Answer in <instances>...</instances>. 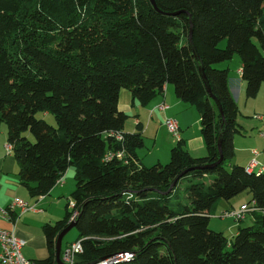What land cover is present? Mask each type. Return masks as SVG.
I'll return each instance as SVG.
<instances>
[{"label":"trees","instance_id":"trees-1","mask_svg":"<svg viewBox=\"0 0 264 264\" xmlns=\"http://www.w3.org/2000/svg\"><path fill=\"white\" fill-rule=\"evenodd\" d=\"M234 55L252 98L264 82V0H0V128L20 183L37 196L69 168L75 181L72 209L42 225L49 256L37 264H57L55 241L73 212L82 263L130 252L112 264H264V166L230 165L243 126L230 66L216 65ZM166 84L197 111L206 154L193 157L179 139L166 164L146 165L141 127L124 132L119 92L146 105ZM244 191L253 222L228 241L209 228L210 214Z\"/></svg>","mask_w":264,"mask_h":264},{"label":"crops","instance_id":"crops-1","mask_svg":"<svg viewBox=\"0 0 264 264\" xmlns=\"http://www.w3.org/2000/svg\"><path fill=\"white\" fill-rule=\"evenodd\" d=\"M239 67L240 63L237 64L235 72L228 73L229 89L238 108L237 121L243 126L242 133H235L233 136L234 156L230 165L234 163L246 166L252 157H255L256 171L264 166V82L254 97L246 98L245 82L238 73ZM161 103L167 106L163 110L157 107ZM118 109L126 113L129 119H133L132 123H128V131L134 132L137 126L141 127L144 144L136 150V154L144 164L151 165L168 160L171 147L179 139L184 142V148L193 157L205 155L199 115L192 105L182 102L175 96L172 85L166 84L162 93L157 94L146 105L132 100L130 92L122 88L118 97ZM242 111L249 116H244ZM165 117L177 120L179 138L167 131L163 124ZM6 143L7 131L0 128V206L5 207L15 198H19L25 200L32 209L21 211L16 207L9 218L0 217V227L14 232L25 241L22 254L26 258L41 261L49 256L42 225L54 224L63 217L67 203L71 202L70 194L75 187L73 172L71 168L67 169L61 183H56L45 195L33 196L28 188L20 183L17 162L12 149L5 148ZM252 149L257 150L255 156ZM236 200L235 198L234 204L229 203L224 207H237L246 202L240 201L236 204ZM68 243L70 242L62 239L61 249Z\"/></svg>","mask_w":264,"mask_h":264},{"label":"built area","instance_id":"built-area-1","mask_svg":"<svg viewBox=\"0 0 264 264\" xmlns=\"http://www.w3.org/2000/svg\"><path fill=\"white\" fill-rule=\"evenodd\" d=\"M158 109L163 110L167 106L164 103L159 104ZM167 131H169L173 136L179 138V125L176 119L172 117H165L163 122ZM116 139H121L120 135H116ZM5 148L10 150L12 146L10 143L5 144ZM252 154L255 156L257 154L256 149H252ZM120 155L118 153L116 156ZM114 157V153L108 152L105 155V159H110ZM257 167V161L255 157H252L249 164L246 165V171L251 172ZM62 180L59 178L56 180V183H61ZM73 203L70 202L69 209H72ZM18 207L21 211H25L29 207L27 202L23 199L15 198L7 206H0V217L9 218L11 213L14 212V209ZM254 201L250 204H241L239 207L226 209L222 211L223 216H230L237 221L244 219L247 213L253 211ZM76 212H73L69 222L74 220ZM25 245V241L18 237L14 232L0 227V264H37L35 260L28 259L22 254V248ZM83 252L82 244L80 240H75L66 245L65 248L61 249L60 259L62 264H112L118 263L124 260H127L131 257L130 252L116 253L109 257L96 260L89 263H79L75 261L76 256L80 255Z\"/></svg>","mask_w":264,"mask_h":264},{"label":"rangeland","instance_id":"rangeland-1","mask_svg":"<svg viewBox=\"0 0 264 264\" xmlns=\"http://www.w3.org/2000/svg\"><path fill=\"white\" fill-rule=\"evenodd\" d=\"M226 42H227V40L220 41L218 44V47L223 48L226 45ZM238 63H239V56L234 55L231 60L218 63L216 66L222 67L223 65L228 64V65H230V72H235ZM237 82H238V80H237ZM244 89H245V86H244ZM244 94H245V92H244ZM234 100H235V98H234ZM241 106H243L242 100H241ZM242 114L244 116H249V114L245 113L244 111H242ZM35 116L37 118L44 119L47 123H49L51 125H55V118L51 113L44 114V112L40 111V112H37ZM129 118L130 117H128L126 122H125V127H124L125 132H132V131H128V129H127V127H129L128 123L133 122V119H129ZM245 118H247V117H245ZM4 128L7 131V124L2 122L1 129H4ZM252 130H254V129H252ZM1 131H3V130H1ZM25 133L27 134V136L29 137V139L31 141L34 140V137L32 136L31 133H29V132H25ZM203 156H205V155H203ZM203 156H197V157H203ZM166 160L162 163L166 164L169 161V159L167 161ZM250 195L251 194L248 191H244L241 194H239L238 196L231 199L230 202H226V201L221 200L220 203L217 206H215V208L212 210V212L210 214L209 228L211 230L213 229L215 231L222 232L223 235L225 236V238H227V240L229 241L233 238V236L237 232L238 226H248V225L252 224L253 217L250 214H246L243 220L240 219V221H237L230 216H223L222 212H221V211H223V208H225L224 206L229 205V203L234 204L235 198L237 199L236 204H238L240 201H246L247 202L250 198ZM77 237H78V230L74 227L64 236L63 241L73 242L77 239ZM75 261L81 263L80 257L76 256Z\"/></svg>","mask_w":264,"mask_h":264},{"label":"water","instance_id":"water-1","mask_svg":"<svg viewBox=\"0 0 264 264\" xmlns=\"http://www.w3.org/2000/svg\"><path fill=\"white\" fill-rule=\"evenodd\" d=\"M152 4H154V0H150ZM190 23H191V18H190ZM189 43L193 49L194 55L197 57V52L196 49L193 47L192 45V40H191V28H190V33H189ZM199 70V74L202 78V81L204 83V86L206 88V91L209 95V97L214 101V103L217 106V109L219 111L220 114H222V109L220 106V103L218 102V100L216 99V97L212 94L211 89H210V85L208 82V79L204 73V69L202 67V65L200 64L198 67ZM220 140L221 138H219L218 140V151H219V158L218 160L212 164L215 165L217 163H219L220 161H222V154H221V149H220ZM174 184V183H173ZM75 227V221H70L67 226H65L57 235L56 241H55V259H56V263L57 264H62L61 259H60V252H61V244H62V239L63 237L72 229Z\"/></svg>","mask_w":264,"mask_h":264}]
</instances>
